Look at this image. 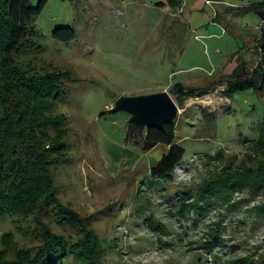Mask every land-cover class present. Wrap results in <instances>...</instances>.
<instances>
[{
  "label": "rangeland",
  "instance_id": "obj_1",
  "mask_svg": "<svg viewBox=\"0 0 264 264\" xmlns=\"http://www.w3.org/2000/svg\"><path fill=\"white\" fill-rule=\"evenodd\" d=\"M261 2L181 0L173 10L164 0H48L34 21L35 45L17 61L32 74H69L54 109L65 120L68 163L51 171L61 203L99 237L102 264H264V193L235 190L207 202L196 193L225 168L240 167L264 122V89L224 92L239 62L252 69L258 60L260 21L234 11ZM60 27L74 31L69 44L52 38ZM177 84L196 90L175 98ZM157 93L176 106L175 143L185 151L164 183L149 173L166 148L134 145L146 129L111 113L120 98ZM41 220L71 243L81 236ZM34 226L0 220V249L5 233L18 248L36 247L19 232Z\"/></svg>",
  "mask_w": 264,
  "mask_h": 264
},
{
  "label": "trees",
  "instance_id": "obj_2",
  "mask_svg": "<svg viewBox=\"0 0 264 264\" xmlns=\"http://www.w3.org/2000/svg\"><path fill=\"white\" fill-rule=\"evenodd\" d=\"M67 1V0H58ZM48 0H0V220L13 218L31 220L34 229L20 234L37 242L33 248H18L11 234L1 236L0 264H64L80 260L85 264H102V247L99 237L88 224L79 219L57 196L51 169L68 163L63 133L65 120L54 115L56 103L65 92L66 72L37 75L31 65L17 61V55L33 47L37 31L34 21ZM181 0H164L173 10ZM235 15L253 14L260 21L259 36L255 41L258 60L252 69L239 62L230 75L225 76L226 94L252 89H264V0L237 8ZM53 39L69 44L74 31L68 27L52 31ZM188 90L177 84L170 90L175 98H182ZM132 130L142 128L131 126ZM257 138L248 145L247 159L240 167L222 172L217 180L204 184L197 190V200L229 192L247 191L254 196L264 193V122L254 127ZM130 138V137H129ZM131 140V139H130ZM144 151L164 146L166 152L150 169V177L161 182L170 179L183 161L185 151L175 143L174 124H166L161 131H145L142 142L131 140ZM160 182V183H161ZM204 201V200H203ZM182 205L178 207L183 211ZM196 208L197 203L187 204ZM179 212V211H178ZM179 212V214H180ZM51 217L55 224L65 226L81 235L71 243L50 229L51 222L43 223L41 217ZM241 264H247L243 259ZM239 261L230 264H240ZM249 264V263H248Z\"/></svg>",
  "mask_w": 264,
  "mask_h": 264
},
{
  "label": "water",
  "instance_id": "obj_3",
  "mask_svg": "<svg viewBox=\"0 0 264 264\" xmlns=\"http://www.w3.org/2000/svg\"><path fill=\"white\" fill-rule=\"evenodd\" d=\"M111 113L124 112L131 115L128 124L146 130L161 131L166 124H172L177 109L170 96L157 93L147 96L124 97L115 102Z\"/></svg>",
  "mask_w": 264,
  "mask_h": 264
}]
</instances>
